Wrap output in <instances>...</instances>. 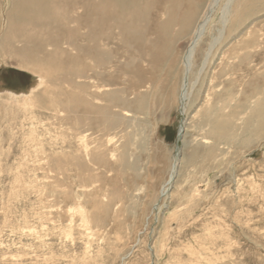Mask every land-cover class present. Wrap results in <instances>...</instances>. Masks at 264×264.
Wrapping results in <instances>:
<instances>
[{
	"label": "rangeland",
	"instance_id": "rangeland-1",
	"mask_svg": "<svg viewBox=\"0 0 264 264\" xmlns=\"http://www.w3.org/2000/svg\"><path fill=\"white\" fill-rule=\"evenodd\" d=\"M10 6L0 0V18ZM246 25L224 51L263 27L264 13ZM12 73L23 77L4 79ZM34 73L0 62V264H264V139L226 146L213 163L200 151L185 166L184 141L201 132L196 111L181 113L178 87L171 104L162 93L151 112L121 110L130 127L118 126L110 165L95 166L64 95ZM177 148L182 161L166 197Z\"/></svg>",
	"mask_w": 264,
	"mask_h": 264
},
{
	"label": "bare ground",
	"instance_id": "bare-ground-1",
	"mask_svg": "<svg viewBox=\"0 0 264 264\" xmlns=\"http://www.w3.org/2000/svg\"><path fill=\"white\" fill-rule=\"evenodd\" d=\"M221 1L11 0L2 17L0 62L11 60L35 72L64 95L69 121L83 136L85 159L95 166L108 167L106 153H113L118 126L130 127L121 110L151 112L147 105L164 97L171 104L180 87L181 113H199L193 128L201 132L199 141H184V165L200 151L213 163L226 146L247 148L264 139V26L224 51L264 13V0H227L222 6ZM104 141L102 150L96 143ZM128 148L124 143L122 149ZM181 153L177 148L161 191L166 197ZM76 165L85 168L86 162L79 159Z\"/></svg>",
	"mask_w": 264,
	"mask_h": 264
},
{
	"label": "flooded vegetation",
	"instance_id": "flooded-vegetation-1",
	"mask_svg": "<svg viewBox=\"0 0 264 264\" xmlns=\"http://www.w3.org/2000/svg\"><path fill=\"white\" fill-rule=\"evenodd\" d=\"M4 77V79L5 80H7L8 78L9 79H13V78H15L16 77V80H20V79H22V75H20V74H17V73H12V74H10V75H7V76H3ZM8 77V78H7Z\"/></svg>",
	"mask_w": 264,
	"mask_h": 264
}]
</instances>
